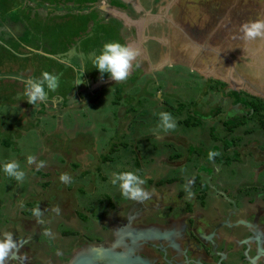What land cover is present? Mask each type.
I'll list each match as a JSON object with an SVG mask.
<instances>
[{"label": "rangeland", "instance_id": "obj_1", "mask_svg": "<svg viewBox=\"0 0 264 264\" xmlns=\"http://www.w3.org/2000/svg\"><path fill=\"white\" fill-rule=\"evenodd\" d=\"M81 1L0 0V239L11 232L15 240L26 241V249L46 257L51 241L43 232L50 229L59 235L66 227L63 225L66 214L72 212L79 216L76 210L90 213L94 208L91 210L89 205L103 206L110 211L120 201L127 200L119 186L111 183L113 173L134 172L144 177L143 187L147 190L150 183L145 173L153 176V171L165 170L168 164V177H181V187L188 180H194L193 201L220 200L223 194L220 190L236 199L237 206L244 209L246 202L263 200L264 87L257 90L250 80L245 82L240 73L242 65L238 64L243 55L236 54L233 46L237 49L241 26L248 17L264 19V0H230L232 11L229 13L225 8L222 18V15L210 18L211 15L202 14L204 20H220L222 33L219 37L216 33L204 37L199 48L201 59H179L189 68L185 72L194 71L200 77L189 74L191 77L173 79L175 69L171 68L169 73L154 75L153 80L150 76L141 80L139 77L147 73L137 70L146 68L140 53L129 78L121 83H116L108 74L101 79V73L93 66V58L102 51L104 43L87 46L102 28L94 24L99 20L96 12L90 14L91 22L84 19L88 8ZM188 1L181 0V7ZM210 1L213 0H190L189 8L196 3L208 5ZM216 2L227 4V0ZM98 3L100 0L91 2ZM184 7L186 11L189 9ZM201 18L200 15L199 21ZM86 35L91 40L81 41ZM193 47L198 49L197 45ZM75 48L79 56L73 61L80 68L79 74L63 65L72 60ZM229 55L236 57L234 63ZM80 56H84L86 71L82 60L77 59ZM63 67L66 71L62 73L63 79L55 92L48 93L46 102L31 105L25 100V85L18 76L25 80L38 78L44 71L57 75ZM76 75L84 79V87L76 85ZM258 91L261 96L257 95ZM77 94L84 102L78 101ZM72 96L76 98L74 103L69 101ZM251 101L260 104L261 109L254 110L249 106ZM160 112H169L175 118L174 131L165 133L158 129ZM82 148H90L87 155H82ZM210 150L221 153L215 163L208 160ZM29 155H34L37 161H46V166L37 171L35 164H28ZM12 160L26 173L23 182L4 173V163ZM62 173L71 176L70 183L60 181ZM203 180L214 185L221 183V187L204 188L200 184ZM174 186L166 190V196H174ZM156 190L159 194L161 188ZM57 193L62 200L61 208L67 209L59 215L52 211L58 206L53 205ZM181 195H187L184 187ZM73 200L79 202L77 208ZM35 208L43 212V223H37L32 215ZM165 208L171 211L177 205ZM114 213L109 217L112 223ZM99 246L116 249L109 240ZM54 252L52 249L51 254ZM34 253H28L31 264L49 260H37Z\"/></svg>", "mask_w": 264, "mask_h": 264}, {"label": "flooded vegetation", "instance_id": "obj_2", "mask_svg": "<svg viewBox=\"0 0 264 264\" xmlns=\"http://www.w3.org/2000/svg\"><path fill=\"white\" fill-rule=\"evenodd\" d=\"M257 95L261 96L262 93ZM168 170L169 164L165 170L158 168L153 171V176L145 173L150 183L146 189L153 194L144 202L127 199L120 201L119 206L110 211L85 202L91 210L94 208L92 212L76 210L79 216L72 212L66 214L63 224L66 227L59 235L56 233L53 237H47L51 241L49 246L56 248L54 258L63 259L58 264H73L78 258H93L95 247H104L99 245L108 240L114 243L120 236L121 244L114 245L117 251L125 253L127 264H255L254 258L259 260L258 264H264V199L246 202L244 209L237 206L236 199L220 190L223 193L220 200L193 201L187 199L186 195L179 196L183 190V180L181 177H168ZM173 184L174 196L170 195V199L166 193ZM200 184L207 189L221 187V183L214 185L208 180L200 181ZM157 188H161V198L154 192ZM71 195L73 197L74 194ZM59 196L57 193L53 197V205H58L66 213L67 209L61 208ZM87 197L90 198L89 195ZM72 204L77 208L79 202L73 200ZM170 205H177V209L168 211L165 207L169 208ZM86 210L90 211L88 208ZM114 211L112 223L109 217ZM131 223H134V228L147 230L152 239L144 237L133 241L128 230ZM58 236L61 237L59 242ZM25 245L18 248L6 264L33 263L29 256L34 251L26 249ZM33 255L37 260H44L38 253ZM43 262L38 264L51 263L48 260Z\"/></svg>", "mask_w": 264, "mask_h": 264}, {"label": "crops", "instance_id": "obj_3", "mask_svg": "<svg viewBox=\"0 0 264 264\" xmlns=\"http://www.w3.org/2000/svg\"><path fill=\"white\" fill-rule=\"evenodd\" d=\"M92 1L93 0L81 1L83 3H87L86 8H88L86 11L88 14L85 15L86 17L84 19L88 22H91L93 19H90L89 16L90 14L94 15L96 12L99 16V20L94 21V24L95 26L99 24L98 27H101L102 31H98L97 38L94 36L96 39L91 41L87 48L90 44L99 45L102 43L105 44L107 42H120L121 44H128L133 47L135 46V48L140 50L142 59L146 62V68L137 69L139 72L145 71L147 73L145 75L147 77H139L141 80H147L145 78H148L149 76L150 80H153L154 75H160L162 72L169 73L173 69H175V72L172 74L174 75L173 79L179 78L181 76L185 77L189 74H195L196 76L200 77L198 73H193L194 71H192V73L185 72L186 69L189 71V68L182 65L183 62H181L179 59L185 60L186 58L193 61L196 59H201L200 49L202 48L203 40L205 41V38L212 33H216L215 36L218 37L220 36V33H222L219 32V25L221 23L220 20H217L218 22L215 20L210 21V18L213 17V15L220 17L225 8L229 13L232 11L230 4H228V1L230 2V0H227V4L225 5L223 2H216L217 0L210 1L208 5H199L196 3L192 4V8H189V5H191L190 0L188 3L184 2L182 7L180 4L181 0H100V3L98 4H91ZM184 6L188 7L189 9L186 11ZM248 11H250L249 5L247 8V12ZM202 14H206V17L208 15L211 16L210 18L208 17L209 20H207V18L204 20V15ZM200 15L202 18L199 21L198 17ZM222 17L223 15L221 18ZM242 18L243 17L241 16V19ZM255 20H257L255 17H248L246 22ZM189 21H191L193 25H191ZM230 22H232V19L229 20V24ZM233 25H231V28ZM87 27V29H90L88 25ZM192 28H194V30ZM107 29L110 30L107 31ZM115 29H117V31ZM111 30H113V32H110ZM227 34L225 36L228 37ZM89 37L90 36L88 35L81 41H84L85 39L91 40ZM220 38L223 39L222 35ZM219 43L220 42L217 40L216 44L218 45ZM80 45H82V42ZM196 45V48L198 49L195 50V47L193 46ZM233 48L236 54L243 55L238 64L242 65L243 70L240 71V73H242L243 77H245V82H247V79L248 81L250 80L254 85V88L257 90H259V87H264V40L258 39L255 42L247 44L241 40L237 49H235L236 46H233ZM73 52L71 55L72 60L66 61L63 65L65 68H68V70L71 68L75 69L76 73L79 74L77 71L80 70V68L77 67L73 61L74 57L79 56L78 49L75 48ZM245 55H247L248 58ZM229 57L232 60V63H234L233 61L236 59V57L233 55H229ZM77 59L82 60L84 70V56H80ZM170 60L171 62H169ZM64 67L63 70L59 69L61 76H59V73H57L59 81L63 79V71L66 72ZM177 68H179V70H177ZM84 71H86V69ZM86 74L87 73H85V75ZM189 76L191 77V75ZM77 78H79V75H76V81ZM168 82H170V79ZM82 86L84 87L83 83ZM73 96L69 99L71 103H74V99L76 98L78 101L84 102L82 97L80 98V95L77 94L76 98H73ZM80 102L78 104H80ZM81 105H83V103H81ZM87 150L88 148H82V155H87ZM128 230L131 233V238L133 241L144 239V237L152 239L151 236L148 235L147 230L134 228V223H131L128 226ZM136 243L138 244V242ZM138 245L141 246V243ZM52 249H55L56 251L54 246H49V250H47L48 253H50ZM83 249L86 250L85 248ZM49 255H51L53 258H49ZM43 259H49L48 261L52 264H58L63 260L56 259L55 261L53 260L54 262H52L51 259L55 258L51 253L46 257H43ZM253 261L255 264L259 263V260H256V258H254Z\"/></svg>", "mask_w": 264, "mask_h": 264}, {"label": "clouds", "instance_id": "obj_4", "mask_svg": "<svg viewBox=\"0 0 264 264\" xmlns=\"http://www.w3.org/2000/svg\"><path fill=\"white\" fill-rule=\"evenodd\" d=\"M241 33L240 39L245 44L255 42L258 39L264 40V19L243 23ZM138 56H140V50L131 45L121 44L120 42H107L103 45L102 51L94 56L93 66L101 73V79H103L104 74H108L116 83L126 82L133 70V62ZM18 79L24 83L23 95L26 97L25 100L31 105H36L38 102H46L48 100V93L55 92L60 84L59 77L48 71L42 72L38 78L25 80L23 77H18ZM82 83V77L78 78L76 85ZM157 115L160 120L158 129L163 130L165 133L176 129L177 123L171 113L160 112ZM220 155V152L210 150L208 152V160L215 163V158ZM27 162L29 165L35 164L37 171L46 166V161H37L34 155H29ZM3 171L8 177L14 178L18 182H23L26 177V173L15 160L4 163ZM71 179L68 173H62L60 175V181L64 184L70 183ZM111 183L118 185L122 196L132 201L144 202L150 199L153 194L143 187L145 184L144 179L131 171L113 173ZM193 183L194 180H188L183 186L187 194V199H191L195 195L191 191V185ZM52 211L59 215L61 209L59 206H55L52 208ZM32 215L36 217L37 223H43V212L40 208L33 209ZM43 235L53 237L50 229H45ZM25 243V240L17 241L11 232H6L4 238L0 239V264H6L14 256L15 251Z\"/></svg>", "mask_w": 264, "mask_h": 264}, {"label": "water", "instance_id": "obj_5", "mask_svg": "<svg viewBox=\"0 0 264 264\" xmlns=\"http://www.w3.org/2000/svg\"><path fill=\"white\" fill-rule=\"evenodd\" d=\"M94 251V250H93ZM105 254L107 258H102L101 256ZM93 258L86 257L84 258H78L76 261H74L73 264H127L126 263V255L125 253H121L120 251H117L116 249L109 248V247H103V249L99 248L95 250ZM95 260V261H94ZM110 263H109V262Z\"/></svg>", "mask_w": 264, "mask_h": 264}, {"label": "trees", "instance_id": "obj_6", "mask_svg": "<svg viewBox=\"0 0 264 264\" xmlns=\"http://www.w3.org/2000/svg\"><path fill=\"white\" fill-rule=\"evenodd\" d=\"M249 106H251L254 110H257V111H259L260 109H261V105L260 104H258V103H255V102H253V101H251L250 103H249ZM237 123H239V120L237 121ZM230 124V123H229ZM231 124H234V123H232V121H231ZM264 127V126H263Z\"/></svg>", "mask_w": 264, "mask_h": 264}, {"label": "bare ground", "instance_id": "obj_7", "mask_svg": "<svg viewBox=\"0 0 264 264\" xmlns=\"http://www.w3.org/2000/svg\"><path fill=\"white\" fill-rule=\"evenodd\" d=\"M120 237H122V236H120ZM120 237H118V238H116V240H115V242H114V244L115 245H120L121 243H119V242H121V239H120ZM93 246V245H92ZM92 248V247H91ZM100 249L102 248L103 249V247H99ZM98 249V247H95L94 248V251L95 250H97ZM102 255V254H101ZM102 258L104 257V258H107V256L105 255V254H103L102 256H101ZM109 262V261H108ZM110 263V262H109Z\"/></svg>", "mask_w": 264, "mask_h": 264}]
</instances>
